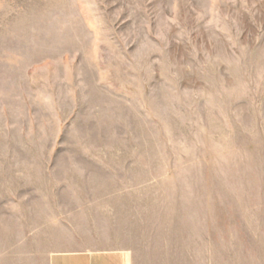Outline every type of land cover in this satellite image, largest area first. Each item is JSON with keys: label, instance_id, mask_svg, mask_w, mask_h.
Returning <instances> with one entry per match:
<instances>
[{"label": "rangeland", "instance_id": "1", "mask_svg": "<svg viewBox=\"0 0 264 264\" xmlns=\"http://www.w3.org/2000/svg\"><path fill=\"white\" fill-rule=\"evenodd\" d=\"M122 202L264 218V0H0V259Z\"/></svg>", "mask_w": 264, "mask_h": 264}, {"label": "crops", "instance_id": "2", "mask_svg": "<svg viewBox=\"0 0 264 264\" xmlns=\"http://www.w3.org/2000/svg\"><path fill=\"white\" fill-rule=\"evenodd\" d=\"M167 208L137 209L122 202L111 210L82 206L70 211L72 217L55 221L47 230L49 248L44 264H264V218L259 208L246 217H232L235 212L228 207L212 212L204 238L199 237L198 220L184 216L176 217L178 223L187 221L193 230L187 228L184 233L181 229L176 238L160 232L146 236L143 227L146 229L150 216L144 215H158L152 218L162 221L170 213ZM174 208L179 210L176 214L185 213L180 212L183 207ZM22 241L26 243L15 246L25 248H12L10 260L0 259V264H40L39 243L28 238Z\"/></svg>", "mask_w": 264, "mask_h": 264}]
</instances>
